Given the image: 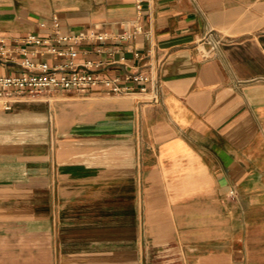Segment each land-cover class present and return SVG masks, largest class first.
I'll use <instances>...</instances> for the list:
<instances>
[{
	"label": "crops",
	"instance_id": "1",
	"mask_svg": "<svg viewBox=\"0 0 264 264\" xmlns=\"http://www.w3.org/2000/svg\"><path fill=\"white\" fill-rule=\"evenodd\" d=\"M141 4L1 0V74L62 61L23 40L56 17L77 63L157 99L0 94V264H264V0Z\"/></svg>",
	"mask_w": 264,
	"mask_h": 264
},
{
	"label": "built area",
	"instance_id": "2",
	"mask_svg": "<svg viewBox=\"0 0 264 264\" xmlns=\"http://www.w3.org/2000/svg\"><path fill=\"white\" fill-rule=\"evenodd\" d=\"M141 3L142 0H136V7L139 10L142 6ZM41 25L44 26V24ZM139 32H142L141 27L135 31L119 34L118 38H132ZM96 38L104 39L105 36L98 34ZM82 39L83 36L81 35L70 34L61 29L56 17L52 21L50 31L45 36L32 32L28 33L23 39L26 44H34L41 50L62 59V61L50 64L47 60H37L35 58L36 50L30 51V54L23 50L22 57L18 61L22 71L8 74L0 73V94L15 92L36 97L43 93L70 90L85 91L92 86L102 84L107 93L111 95L126 96L134 92L138 94L150 93L149 100L157 99V84L153 82L149 72L141 69L133 71L124 77L125 83H122L119 78L100 79L93 75L87 70L94 64L90 60L82 64L77 63V45ZM5 57L13 58L14 56L12 50L0 38V61L4 60ZM146 82L150 83L149 87H147ZM136 84L140 85L136 87ZM10 107V104L5 105L6 109ZM228 195L234 199L235 190L231 188Z\"/></svg>",
	"mask_w": 264,
	"mask_h": 264
},
{
	"label": "rangeland",
	"instance_id": "3",
	"mask_svg": "<svg viewBox=\"0 0 264 264\" xmlns=\"http://www.w3.org/2000/svg\"><path fill=\"white\" fill-rule=\"evenodd\" d=\"M14 1V0H13ZM0 2H1V0H0ZM3 2V1H2ZM138 99H141L142 101H147V100H149L150 99V95H145V96H139L138 97ZM49 122H50V119H49ZM46 128H47V123L45 122V120H41L40 121V133H41V136L45 133V130H46ZM230 190V189H229ZM228 190V191H229ZM236 192V191H235ZM236 196H237V192H236ZM235 196V197H236ZM234 197V198H235Z\"/></svg>",
	"mask_w": 264,
	"mask_h": 264
}]
</instances>
